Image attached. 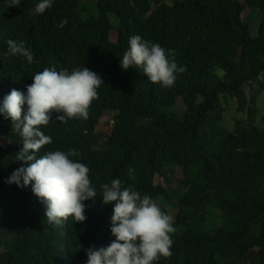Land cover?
Segmentation results:
<instances>
[{"label":"trees","instance_id":"obj_1","mask_svg":"<svg viewBox=\"0 0 264 264\" xmlns=\"http://www.w3.org/2000/svg\"><path fill=\"white\" fill-rule=\"evenodd\" d=\"M37 3L0 0V100L53 65L103 77L87 119L60 122L52 112L41 126L52 143L39 152L76 149L97 199L84 202V222L49 224L31 186L5 182L26 165L16 160L22 137L0 116V264H86L88 248L114 239L113 206L101 200L102 185L117 178L174 218L172 255L156 264H264V129L247 91L264 93V0H97L98 16L82 0H55L33 14ZM251 15L263 19L257 37ZM133 35L173 50L186 66L173 86L122 69ZM8 39L22 41L33 62L8 55ZM229 100L248 116L234 130L224 126ZM105 116L108 134L98 131Z\"/></svg>","mask_w":264,"mask_h":264},{"label":"clouds","instance_id":"obj_2","mask_svg":"<svg viewBox=\"0 0 264 264\" xmlns=\"http://www.w3.org/2000/svg\"><path fill=\"white\" fill-rule=\"evenodd\" d=\"M11 3L19 6L22 0ZM54 3L55 0H38L33 14L45 13ZM66 24L67 20H61L58 27L63 29ZM6 43L8 55L33 62L22 41L8 39ZM120 63L124 70H142L148 81L162 87L173 86L177 74L187 70L186 66L177 64L173 50L146 41L140 35L129 38ZM101 84L103 77L84 66L69 71L57 70L53 65L37 72L26 91L12 89L0 100V116L11 120L23 140L16 160L26 165L14 170L5 182L21 188L31 186L33 194L45 206L49 224L60 225L69 217L84 222V202H95L97 189L90 181L88 166L73 159L79 156L76 149L39 155L43 146L52 143L41 126L52 121L53 111L60 114L56 117L60 122L87 119ZM102 192V203L113 206L110 232L114 239L107 246L88 248L86 264H156L161 257L172 255L170 234L176 231L175 221L155 200L141 195L133 186L125 187L118 178L103 184Z\"/></svg>","mask_w":264,"mask_h":264},{"label":"rangeland","instance_id":"obj_3","mask_svg":"<svg viewBox=\"0 0 264 264\" xmlns=\"http://www.w3.org/2000/svg\"><path fill=\"white\" fill-rule=\"evenodd\" d=\"M96 1L97 0H82V2L84 4H86L87 7L94 10L92 13L94 15L98 14L97 10L94 9ZM167 1L169 4L175 3V0H167ZM112 17H114V16H111V18ZM262 20L263 19L260 16H256V15H251L246 19V22L251 26V35L253 37H257L259 35V26H260ZM112 21H113L114 25H116L118 23V21L115 18H112ZM247 91H248V94L251 98L255 97L257 100V108L259 109V113L256 117V125L262 129H264V93H261L257 86H255L253 88H248ZM178 103L179 104L177 107H179V109L185 108V105H184L182 100H179ZM225 109H226V113H225L224 126L228 130H234L236 120H238V119L247 120L248 119L247 115H242V114L238 113L237 104L231 100H229L228 104H225ZM111 120H112V118L110 116H105L102 119V121L98 127V131L101 133L108 134L112 129Z\"/></svg>","mask_w":264,"mask_h":264}]
</instances>
